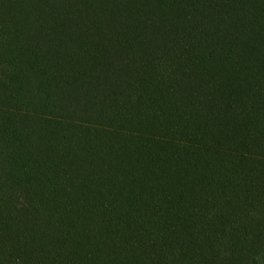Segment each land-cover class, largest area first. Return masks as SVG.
<instances>
[{"label":"trees","instance_id":"1","mask_svg":"<svg viewBox=\"0 0 264 264\" xmlns=\"http://www.w3.org/2000/svg\"><path fill=\"white\" fill-rule=\"evenodd\" d=\"M0 264H264V0H0Z\"/></svg>","mask_w":264,"mask_h":264}]
</instances>
